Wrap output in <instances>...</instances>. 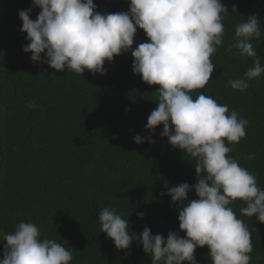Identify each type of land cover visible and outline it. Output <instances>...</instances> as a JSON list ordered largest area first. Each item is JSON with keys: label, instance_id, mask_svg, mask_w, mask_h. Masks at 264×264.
<instances>
[{"label": "trees", "instance_id": "16d2710c", "mask_svg": "<svg viewBox=\"0 0 264 264\" xmlns=\"http://www.w3.org/2000/svg\"><path fill=\"white\" fill-rule=\"evenodd\" d=\"M93 2L101 14L129 10V0ZM221 2L229 13L222 21L224 43L211 57L216 67L208 84L192 95L211 96L249 121L246 137L229 145L233 148L229 155L264 189V73L243 93L228 84L242 78L253 64V58L240 57L235 48L228 50L235 43L236 27L250 15L260 23L261 37L251 43L264 65V0ZM233 5L239 15L232 12ZM29 8L34 21L40 9L32 0H0V233L13 232L21 221L32 222L41 238L73 250L71 264H151L137 242L118 250L98 220L107 207L127 219L137 235L145 226L165 239L170 231L185 235L179 230V206L161 193L181 183L195 184V160H188L161 136L162 125L146 129L148 116L157 107L159 86H149L133 74L131 50L148 38L137 28L132 49L111 63L105 61L104 75L57 72L47 63L31 61V52L22 50L29 41L20 31L18 12ZM30 103L39 107H26ZM136 135L144 142L134 143ZM196 198L194 190L187 193V200ZM243 207L244 202L237 200L233 210L252 233L251 264H264V224L242 215ZM138 212L144 213L142 219ZM4 243L0 242V258ZM208 251L206 246L195 250L197 264H211Z\"/></svg>", "mask_w": 264, "mask_h": 264}, {"label": "clouds", "instance_id": "9594fccd", "mask_svg": "<svg viewBox=\"0 0 264 264\" xmlns=\"http://www.w3.org/2000/svg\"><path fill=\"white\" fill-rule=\"evenodd\" d=\"M32 3L40 9L34 21L31 8L18 12L20 31L29 41L22 50L31 52V61L47 63L57 72L106 74L105 61L111 63L132 49L137 28L142 29L149 42L131 50L132 71L149 86H159L157 107L148 116L146 129L162 125L161 136L188 160H195V184L181 183L161 193L171 197L170 204L179 206L183 238L170 231L165 239L162 234L153 235L147 226L137 235L130 231L127 219L105 207L98 220L106 237L118 250L128 249L133 242L141 244L151 264H197L194 252L205 246L211 264H251L252 233L233 205L237 200L244 202L241 214L264 224V189L258 187L254 174L229 155L233 151L229 145L246 137L249 121L211 96L192 95L208 84L216 67L211 57L224 43L222 21L229 13L221 0H129L127 12L111 14L96 11L93 0ZM232 12L239 15L236 5ZM260 37L255 15L236 27L235 43L228 50L235 48L240 57L253 58V64L242 78L228 81L233 90L245 92L249 82L264 73L251 43ZM143 142L140 135L134 137V143ZM148 142L153 141L148 138ZM253 158L254 154L248 156ZM191 190L197 198L187 200ZM143 216L137 213L138 218ZM0 242H5L0 264H71L73 260L72 249L41 238L32 222L21 221L13 232L0 233Z\"/></svg>", "mask_w": 264, "mask_h": 264}, {"label": "water", "instance_id": "95a60500", "mask_svg": "<svg viewBox=\"0 0 264 264\" xmlns=\"http://www.w3.org/2000/svg\"><path fill=\"white\" fill-rule=\"evenodd\" d=\"M1 41H2V33H1V19H0V56H1ZM1 74H0V95H1ZM2 163V151H1V143H0V167Z\"/></svg>", "mask_w": 264, "mask_h": 264}]
</instances>
